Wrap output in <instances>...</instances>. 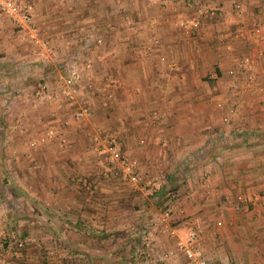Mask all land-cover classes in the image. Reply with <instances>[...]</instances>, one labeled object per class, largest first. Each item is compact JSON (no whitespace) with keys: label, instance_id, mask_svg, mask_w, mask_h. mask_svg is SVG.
I'll list each match as a JSON object with an SVG mask.
<instances>
[{"label":"crops","instance_id":"crops-1","mask_svg":"<svg viewBox=\"0 0 264 264\" xmlns=\"http://www.w3.org/2000/svg\"><path fill=\"white\" fill-rule=\"evenodd\" d=\"M100 1L103 14L96 16L91 0H57L51 8L54 17L44 20L50 22L49 41L58 58L80 53L90 59V73L85 74L91 79L86 91L91 119L116 129L124 153L133 155L140 167L162 171L180 210L201 221L206 264H264V98L247 87L246 74L235 60L254 49L249 28L254 22L264 25V0H238L251 13L240 22V37L230 35L236 24L230 7L236 0H158L151 5L145 0ZM21 2L34 5V0ZM192 4L214 10L204 16L201 28L207 34L200 38L183 33L174 20ZM127 11L138 22L145 15L154 17L152 28L145 31L139 23L126 28L122 16ZM74 21L79 24L73 28ZM97 34L103 40L100 59L80 50ZM227 42L230 50L224 48ZM41 62L0 13V91H5L0 105H9L13 121L32 110L28 105L20 109L32 88L29 82L55 73L54 65ZM255 83H264V56ZM238 99L240 113L225 122L222 114ZM29 115L21 117L26 124L35 119L26 120ZM5 131L0 124V136ZM15 136L20 137L13 132ZM66 182L57 184L62 193L54 195L71 203L74 190L66 189ZM36 217L43 223L49 219L44 211ZM56 227L61 231L58 222Z\"/></svg>","mask_w":264,"mask_h":264},{"label":"rangeland","instance_id":"rangeland-1","mask_svg":"<svg viewBox=\"0 0 264 264\" xmlns=\"http://www.w3.org/2000/svg\"><path fill=\"white\" fill-rule=\"evenodd\" d=\"M18 1L23 7L29 8L39 35L43 36L49 47L47 58L39 65L42 63L45 67L54 65L55 73L48 79L33 78L29 82L32 88L28 90L27 96L21 99L24 105H20V109L28 105L27 107L32 110L28 109L30 115L26 120L30 121L34 116L33 122L26 124L21 118L27 117L28 112L20 114L17 119L14 117L13 121L12 115H9V105L5 103L0 105V119L5 121V125L1 121L0 124L6 127V131L0 136V255L10 260L11 264H141L135 262L138 258H134L133 246L139 244L148 233L152 237L151 250L154 254L172 248L174 240L167 228L178 226L185 214L175 203L176 196L163 197L162 193L160 197L154 193L161 186L166 191L173 189L167 184L162 171L140 167L133 155L124 153L116 129L104 127L103 124L102 128L101 123L94 119L95 123L91 119L92 110L88 117L75 119L73 113L77 108L76 102L62 95L52 97L48 91H45V96L35 93L39 89L37 81L46 83L48 90L57 89L60 75L65 71L63 68L65 60L76 61L83 77L90 73L91 63L90 59H84L80 53L76 57L63 55L58 58L59 53L54 52V46L49 41L51 35L48 34L50 28L47 25L50 22L44 20L54 17L55 12L51 8L54 4L56 6L57 0H34L33 6ZM43 1L49 6L47 10L42 8ZM91 1V5L96 6L91 12L96 16L102 15L101 1ZM156 1L158 0H145V4L151 5ZM193 5L184 13L180 12L177 18L192 16L195 12ZM212 14L209 10H203L200 23L204 16ZM122 18L126 28L133 29V26L141 25L145 31L152 28L154 20V17L147 18L145 15L140 17L141 22H138L131 11H127ZM177 18H174L175 23L183 32ZM75 24L79 22L74 21L73 28ZM236 27H240V23L232 25L231 36ZM19 32L21 40L28 41L33 54L36 55L35 45L26 34ZM196 33L199 34V38L207 34L201 28V24L185 34ZM96 36L101 37L98 44L92 35L93 39L90 41L87 38L83 43L84 48L80 50H85V56L91 55L100 59L103 40L100 34ZM59 64L61 66L58 67ZM85 70L89 73L85 74ZM4 93V90L0 91L1 96ZM91 104L90 101L92 107ZM37 114L40 115L36 116ZM48 127L54 130L53 137L30 144L32 139L37 138ZM13 132L20 137H11ZM77 132L80 135L77 136ZM112 136L126 161L134 163L133 171L139 177L134 184L123 176L120 159L111 161L103 152H95L96 147H101ZM67 166L71 171L66 170ZM65 180L67 182L64 187L66 189L72 187L74 190L72 197L76 200H71V203L58 200L54 195L61 192L57 184ZM66 189L65 194H68ZM42 195L46 197L45 200L42 199ZM43 211L49 216L44 223L36 217ZM57 222L61 231H57ZM12 232L15 237L22 240L25 247L21 256L20 250L13 251L8 243ZM177 256L181 257V262L176 261ZM186 263L191 264L178 251L164 262H153V264Z\"/></svg>","mask_w":264,"mask_h":264},{"label":"built area","instance_id":"built-area-1","mask_svg":"<svg viewBox=\"0 0 264 264\" xmlns=\"http://www.w3.org/2000/svg\"><path fill=\"white\" fill-rule=\"evenodd\" d=\"M231 13L235 19L236 23H240L244 18L250 16V11L245 8L241 1H234L231 4ZM195 12L189 18H180L177 23L182 27L183 32L188 33L189 31L200 26V16L203 13V7L196 5L194 8ZM213 13V9L209 10ZM0 13L5 14L10 21L14 24L19 31H22L31 40L33 45H35L36 55L40 60H45L47 58V53L49 47L42 35L38 33V27L34 23L31 12L28 7H23L18 0H0ZM264 25L261 22H254L249 28V34L254 45V49L246 52L240 57V59H235L237 67H240L242 71L246 74L245 84L247 87L252 86V88L261 94L264 98V83H255V78L257 76V66L259 60L264 56V35H263ZM241 27H236L233 30V36H240ZM94 41L98 44L101 41L100 36L94 37ZM225 50L231 49V44L227 42L224 45ZM64 73L60 75V82L58 83L57 89L48 90V85L46 83H39V89L35 92L40 96H45V91L49 93L52 97H58L59 95L74 101L77 103V108L73 115L75 119H83L89 116L91 112L90 106V96L87 95L86 91L91 87V81L86 76L83 77L80 66L76 61L68 62L64 65ZM230 107L227 113L222 114V119L227 122L230 117L240 113V100L238 99L236 103ZM264 114V108H263ZM237 129L240 125L236 126ZM55 135L54 130L51 127L46 128L41 132L37 138L30 141V144H34L37 141H45L46 139L53 137ZM96 153L103 152L109 160H121L122 174L126 177L130 183L134 184L138 180V174L133 171L135 167L132 161H126L125 157L120 153L119 145L115 138L109 137L101 147H96ZM169 197L174 196V192H170ZM168 197V198H169ZM236 198L238 200H243L244 196L237 194ZM170 208H167L169 210ZM217 224L220 221L216 222ZM170 235L173 236L174 244L172 248L163 251L158 254H154L151 249V239L150 233L145 235L139 244L133 246L134 258L136 263L141 264H153V262H164L170 255L175 251L182 253L191 264H206V257L204 253V247L201 240V221L197 216L183 215L181 221L177 225L167 228ZM10 237L18 245H22V240L15 237L14 233H10ZM151 246V247H150ZM0 264H11V261L0 255Z\"/></svg>","mask_w":264,"mask_h":264},{"label":"trees","instance_id":"trees-1","mask_svg":"<svg viewBox=\"0 0 264 264\" xmlns=\"http://www.w3.org/2000/svg\"><path fill=\"white\" fill-rule=\"evenodd\" d=\"M166 190L164 189V187H162L161 186V188H159L158 190L156 189L155 191H154V193H156V195L157 196H160L162 193H164V195H162L163 197L166 195V197H169V193L170 192H173V190H167L166 192H165ZM161 197V196H160ZM9 240H8V243H10V246L12 247V249H13V251H16V250H20V255L19 256H21V254L24 252V245H18L15 241H13V239L12 238H8ZM13 257L14 256H16V255H12ZM19 256H17V257H19Z\"/></svg>","mask_w":264,"mask_h":264}]
</instances>
